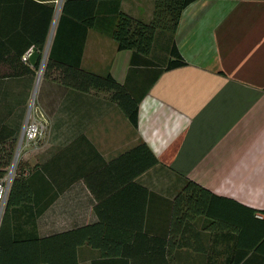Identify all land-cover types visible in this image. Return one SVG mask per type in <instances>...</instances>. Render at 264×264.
Returning a JSON list of instances; mask_svg holds the SVG:
<instances>
[{
	"label": "crops",
	"instance_id": "1",
	"mask_svg": "<svg viewBox=\"0 0 264 264\" xmlns=\"http://www.w3.org/2000/svg\"><path fill=\"white\" fill-rule=\"evenodd\" d=\"M42 3L55 0H0V157L13 152L33 87L44 125L25 149L29 198L2 217L0 264L107 255L264 264V0H190L173 32L155 30L146 56L117 49L107 29L117 9L150 20L153 0H96L91 26L67 17L58 56L122 84L137 99L135 124L105 90L50 77L38 88L39 62L33 69L23 56L40 33ZM172 46L183 62L166 67ZM20 49L22 64L11 68ZM139 142L156 162L137 172ZM188 179L219 197L205 195L209 214L191 208L181 191Z\"/></svg>",
	"mask_w": 264,
	"mask_h": 264
},
{
	"label": "trees",
	"instance_id": "2",
	"mask_svg": "<svg viewBox=\"0 0 264 264\" xmlns=\"http://www.w3.org/2000/svg\"><path fill=\"white\" fill-rule=\"evenodd\" d=\"M95 1L96 0H62L54 31L48 45L46 57L41 67V77H50L58 80L64 85L78 90H105L109 93V97L120 105L130 121L135 124L137 99L132 97L122 84L115 81L108 73L100 75L90 72L81 68L77 60L71 62L64 61L58 56L59 46L57 47V43L58 39L61 37L62 29L65 26L64 23L67 21V17L81 18L85 26H91L94 20L93 9ZM189 1L190 0H153L152 15L148 21H141L117 9L115 19L109 29H107V32L110 37L114 39L117 49H131L133 53L146 56L150 49L155 30L163 29L170 33L173 32L180 10ZM80 2L83 3V6ZM42 5L43 8L40 15V24H42V27L40 28V33L30 37V42H32L40 51H42L44 47L54 13V4L53 6H50L42 3ZM84 6H87L85 10L82 9ZM170 53L174 55V58L167 60L165 64L166 67L183 62L180 55L175 52L173 46L170 49ZM21 54L22 49H20L16 55H13V58L8 59L11 63V68H14L17 63L22 64L20 60ZM13 61L15 62L14 65H12ZM38 62L39 60L37 59L33 69H36ZM23 67L27 72H31V75H34V70L32 68L24 64ZM137 149H142V151L147 154V157H145L144 154L141 155V158L136 156L135 153ZM132 150L133 152L131 155L133 158L131 161L134 162L138 159L140 162L139 167L137 166V172L144 170L156 162V158L149 150H147L143 142H139L132 148ZM11 159L12 148H9L5 155L0 157V182L6 173V169ZM22 166L21 162L16 165L14 173L9 181L2 208L3 212L0 218V232L4 229L2 217L8 213L9 207L26 201L29 198V175L28 173L23 174V172H21ZM181 191L182 193L187 194L191 208L195 209L197 212H206L209 214V211L205 209V195H209L212 199L219 198L208 193V191L202 186L189 179L186 180ZM181 196V193H179L178 197ZM176 200L177 198L175 201ZM214 208H216L215 203H212L210 205V210L214 211ZM257 212L260 217H264V211ZM262 218L260 220H262ZM240 256L241 255H234L233 258H229L225 264H237ZM125 262L127 264V259L125 260L123 257L107 255L105 258L93 260L92 264H125Z\"/></svg>",
	"mask_w": 264,
	"mask_h": 264
},
{
	"label": "rangeland",
	"instance_id": "3",
	"mask_svg": "<svg viewBox=\"0 0 264 264\" xmlns=\"http://www.w3.org/2000/svg\"><path fill=\"white\" fill-rule=\"evenodd\" d=\"M55 8H56V6H55ZM37 73H38V71H37ZM37 78L38 79H37L36 84H38V88H39V86L41 84V70H40V73L37 76ZM36 101H37L36 100V87L35 88L33 87L31 89L29 97L26 101V105H25L26 106V112H25L24 119H23V125L27 121L29 123H36V128L41 131V135H42L44 125H43L41 113H40V110L38 109V104L36 103ZM40 136H38V137H40ZM19 137H20V135H17L15 143H14V147H13L12 159L10 160V163L6 169V173L2 177V181H1L2 187H3L4 191H6V193H7L9 181H10V179L14 173V168L16 167V165H18V163L21 162V164L23 165L21 168V172H23V174L29 173V166H28L29 165V162H28L29 157H28V151L27 150L25 151V149L31 148V147H29L28 143L36 141V139L38 138V137L28 138V139L24 138L22 140V142L20 143ZM23 146H24V150H23ZM6 193H5L3 200L0 201V217H1L2 212H3V209L1 208V206L3 207V205H1V202L4 203Z\"/></svg>",
	"mask_w": 264,
	"mask_h": 264
},
{
	"label": "built area",
	"instance_id": "4",
	"mask_svg": "<svg viewBox=\"0 0 264 264\" xmlns=\"http://www.w3.org/2000/svg\"><path fill=\"white\" fill-rule=\"evenodd\" d=\"M61 3H62V0H55L54 13H53L52 21H51V24H50V28H49L46 40H45L44 47L42 49L41 67H42V64H43V61H44V58H45V54L47 53L48 45L50 43L53 31H54V27H55V23H56V20H57V16H58V12H59ZM55 6H56V8H55ZM41 67H40V70H41ZM19 135H20V137H19L20 141L19 142L21 143L24 138L28 139V138H34V137L36 138V137L40 136L41 135V131L36 128V123H29L27 121V122L24 123ZM5 193H6V191H4V189L2 187V184L0 182V201L3 200V198L5 196ZM3 204L4 203L1 202V205H3ZM1 208H3V207L1 206Z\"/></svg>",
	"mask_w": 264,
	"mask_h": 264
},
{
	"label": "water",
	"instance_id": "5",
	"mask_svg": "<svg viewBox=\"0 0 264 264\" xmlns=\"http://www.w3.org/2000/svg\"><path fill=\"white\" fill-rule=\"evenodd\" d=\"M39 56V52L37 51L35 46H31L24 54L23 58L24 60L29 64V65H34L37 58ZM41 57V56H40ZM40 67H41V59L39 61V65H38V72L40 71Z\"/></svg>",
	"mask_w": 264,
	"mask_h": 264
}]
</instances>
